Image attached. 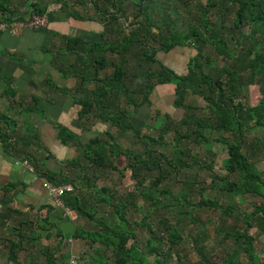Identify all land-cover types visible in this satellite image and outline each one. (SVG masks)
I'll use <instances>...</instances> for the list:
<instances>
[{"label": "trees", "instance_id": "1", "mask_svg": "<svg viewBox=\"0 0 264 264\" xmlns=\"http://www.w3.org/2000/svg\"><path fill=\"white\" fill-rule=\"evenodd\" d=\"M125 1L26 0L25 12L16 14L12 8L14 0H0L2 21L48 15L49 3L57 2L69 8L76 18H79L77 7L84 11L93 8L94 15L89 13L84 19L98 17L104 25L101 41L64 36V52L53 56L58 71L79 78L76 87L79 118L94 116L118 130L117 134L106 130L82 144L85 165L81 158L71 161L81 165H78L82 169L79 179L83 180L84 188L77 189L70 182L75 189L63 196L64 202L78 213V218L89 219L94 228L87 230L77 223L74 232L68 235L98 243L90 264H185L187 250L183 245L187 229L198 256L190 264H264L254 246L256 237L264 234V174L257 167V162L264 161V138L259 135L264 130V0H138L132 5V14H128L129 4ZM175 3L184 8L177 10L173 7ZM171 10L176 12L171 15ZM173 48L195 51L190 56L187 73H176L158 57L160 51L169 52ZM67 53L74 55L73 61ZM89 68L92 73H88ZM103 70L104 75L100 74ZM87 81L101 84L94 87L85 84ZM256 82L261 83V99L256 105L245 103L240 91ZM159 83L175 85L172 106L178 109L179 118H174L169 110L163 113L158 110V134L152 136L134 126L132 112L123 108L122 103L133 106V111L151 105L150 96ZM189 95L201 97L204 105L187 101ZM167 134H172L169 141L165 140ZM118 136L129 137L138 147H123ZM248 136L253 141L246 149ZM63 139L65 143L71 140L80 144L66 131ZM212 141L226 145L219 163L224 172L215 169L217 154L208 151L202 158L191 146ZM169 145L173 146L171 151L159 150V146ZM258 153L261 156L255 157ZM191 168L205 174L209 182L203 185L199 184L201 177H179ZM114 170L122 177L128 171L127 187L97 184V177ZM41 175L55 183L69 182L56 181L52 172ZM174 182L180 183L177 193L170 191ZM208 188L214 196H205ZM248 197L251 203L244 211L229 205L231 199L244 202ZM145 201L164 211L156 214V222L148 221L155 211L152 209L131 223L129 209L141 212V203ZM99 203L106 205L96 208L94 205ZM107 206L112 209L106 210ZM172 207L178 208L173 215L167 212ZM12 211L7 208L0 217V233L8 229L10 219L18 223L9 229L18 239L5 244L8 251L18 258L19 251L26 249L21 243L24 239L35 241L47 231L46 236L59 238L52 250L49 246L44 248L47 260L60 264L53 257L64 237L58 221L49 223L45 217L37 222L40 228L36 230L33 220L16 219ZM209 211L233 218L230 230L214 224L216 234L223 231L224 238L233 239L236 247L232 250L219 251L217 246L203 244L208 237L205 228L214 221L212 214L203 219L200 213ZM141 227L150 231L144 246L137 243V230ZM253 227H257L255 233L250 232ZM164 245L166 249L162 248ZM151 255L153 261L149 259ZM26 260L28 264H36L33 256Z\"/></svg>", "mask_w": 264, "mask_h": 264}, {"label": "crops", "instance_id": "2", "mask_svg": "<svg viewBox=\"0 0 264 264\" xmlns=\"http://www.w3.org/2000/svg\"><path fill=\"white\" fill-rule=\"evenodd\" d=\"M61 6L49 3V22L43 29L24 28L19 34L0 33V217L11 207L18 218L37 214L40 215L37 222H42L45 217L49 222L56 219L59 224L67 220L59 212L61 210L54 207L53 198L43 185L41 172H52L56 181L74 182L77 189L84 188L79 179V164L71 161L84 158L82 144L109 130L107 122L94 116L79 118L80 107L76 103L79 78L63 75L53 64L54 57L64 52V36L99 42L104 25L98 17L84 19L86 15L78 11L79 18H76L69 8ZM12 8L16 14H23L26 0H14ZM161 53L171 56L168 65L179 74L188 72L191 56L188 48L160 51V59ZM67 54L73 61L74 55ZM92 72L89 68L88 73ZM174 86L173 83L155 86L151 101L156 92L164 95L161 101L151 105L155 113L167 110L164 106L168 102L164 101L173 100ZM171 107L170 113L179 118L178 109ZM131 121L141 129L143 105L132 112ZM65 131L80 144L71 140L65 143ZM25 160L33 169L25 164ZM13 219L9 221L13 222Z\"/></svg>", "mask_w": 264, "mask_h": 264}, {"label": "rangeland", "instance_id": "3", "mask_svg": "<svg viewBox=\"0 0 264 264\" xmlns=\"http://www.w3.org/2000/svg\"><path fill=\"white\" fill-rule=\"evenodd\" d=\"M70 1L72 2L73 0H70ZM137 1L138 0H126L125 1L127 4H129L128 8H127L128 14H132L134 12V8H133L132 5L135 4ZM98 3H100V1H98ZM173 7L177 8V10L178 9L182 10V8H184L182 5H180L178 3H175ZM76 10L78 12H80V14H83V15H88L89 13H92L94 11L93 8H89L88 11H84L80 7H77ZM175 12L176 11L171 10V15H173ZM128 19L132 20V16L129 15ZM230 23L231 22H229V24ZM125 25H126V23H125ZM245 30L248 31L249 28L245 27ZM192 53L195 54V51L190 52V50H189V54L191 55ZM161 58L166 63L165 65L170 67L168 65V62L170 61L171 56L166 55V53H161ZM173 59H174V57L172 58V61H173ZM170 68H172V67H170ZM205 69H206V67H205ZM110 71H112V70H110ZM105 72H106V70H103L101 72L102 75H104ZM175 72L179 74V72H177V71H175ZM85 84L91 85V86H94L96 84L95 86H97V85H100L101 83H99V81L97 83L95 81H87ZM161 89L162 88H159V91H161ZM261 90H262L261 89V83L256 82V83L249 84L247 86V89H245L244 92L240 91V93L242 95V97H241L242 101H244L245 103H249L251 105L258 104L259 100L261 99ZM152 96L153 95L151 94L150 97H152ZM161 96H162V93L160 94L159 92L158 93L156 92L155 95H154V101H151L152 104L157 102L160 98L164 97V95L162 97ZM161 100L162 99H160V101ZM187 101H193L198 106L204 105V101H203V99L201 97L199 98V97H195L193 95H189L187 97ZM164 102H168L167 106H164V109L172 111L171 110L172 109V107H171L172 100L171 99H166ZM151 105H143V125L141 126V131L143 133L150 134L152 136H157L158 129H157L156 126H158L159 122H156V121L160 120V118H158L157 114L153 111V109L151 108ZM122 107L125 108L126 110H128L129 112H133V110H134L133 106H131V105L127 104V103H124V102L122 103ZM138 109H140V107ZM109 129H110V131L114 132V134L118 133V130H117L116 127H109ZM129 134H131V132H129ZM259 135L262 138H264V130H260L259 131ZM171 136H172V134H167L165 136V140L169 141ZM117 140L119 141V143L123 147H128L129 146L131 148H134L135 145H136L133 142H130V138L129 137H122V136L120 137V136H118ZM131 141H132V137H131ZM252 141H253L252 140V136H248V139H246V142H247L246 146H245L246 149H248L251 146ZM263 145H261V146H263ZM191 146L194 147V149L196 150L197 156H200L202 158L204 157V153H209L208 151L212 152L213 154H217L216 155V161L214 162L215 169H217V171H219V172H224V170H222L220 168L219 163L222 162L221 153H224V151L226 150V145L225 144H223L222 142H219V141H212L211 143H209L207 145L203 144L202 146H199L198 144L194 145V143H192ZM171 149H173L172 145H169L167 147L159 146V150H166L167 152H169V151H171ZM259 155L261 156V154L258 153L255 157H259ZM120 160H121L122 163L124 162L123 158H121ZM84 161L87 162L85 159H84ZM85 162H83L82 165H85L86 164ZM257 167H258V170L262 171L263 174H264V161L263 162H259V163L257 162ZM80 168H82V167H80ZM80 170H82V169H80ZM184 173L185 174H181L179 177L184 178V177L187 176V177H189L191 179L201 177V179L198 178L199 179V184H203V185H206L209 182V179L207 178V176L205 174L199 172V170H197L196 168L188 169V170L184 171ZM83 177H84V173H83L81 178H83ZM126 177H129L128 171L125 172V176L122 177L118 171L114 170V171L103 173L102 175L97 177L96 182H97L98 185L103 183V184H106L108 186H115V187H119V188L122 187L123 188L126 184H128V181H129ZM234 178H235V175L232 176V179H234ZM121 179H122V181H121ZM203 179H205V180H203ZM81 181H83V180L81 179ZM179 186H180V183H178V184L176 182L172 183V186L170 187V191L172 193H177V189H178ZM125 187H127V186H125ZM90 190L93 193L95 192L93 189H90ZM84 191H86V190H84ZM96 195H97V192H95V196ZM205 196H210V197L214 196L213 190L208 188L207 191L205 192ZM196 198H198V196H196ZM249 199H251V198L248 197L247 198L248 201H244V202H238L236 199H233V200L231 199V202L229 203V205L236 207V209H238L240 211H244L245 209H248V207H249V206H247V204L251 203V202H249ZM229 201L230 200L228 199L226 202L228 203ZM105 205H106L105 203H99V204H96L94 206L97 208V207H102V206H105ZM105 208L108 211H109V209L110 210L112 209L111 206H109V207L107 206ZM152 209L155 210L154 213H153L154 215L152 214L151 216H149L148 217V221L153 223V221H155L154 219L156 217V214H158V213L162 214V212L164 210H161V209L157 210L155 208V206L150 205L146 201L141 203V207H140V211L141 212L136 211L134 209H129L128 218L131 220V223H133V221L135 219L140 220L142 214L143 215L144 214H149V212H151ZM177 209L178 208L172 207V208L168 209L167 212L170 213L171 215H173L177 211ZM88 210L90 212H92L91 209H88ZM59 212L61 213V211H59ZM200 214L202 215L203 219H205L207 216L212 214V218H213V221H214V223L207 225L206 228H205V231L208 233L207 239H205V241H203V244L205 246H208V247L217 246L219 251L221 250V248L232 250L234 247H236L234 245V243H233V239L232 238H224L223 237V235H224L223 231L218 232L217 234L214 231V224L215 225H218V224L221 225L222 224V227L224 228V230L232 229L231 226L234 223V221L232 220L233 218H230L227 215L220 214L219 211H216V212L209 211L207 213L206 212H201ZM39 216L40 215L32 214L30 217L26 218V219L33 220V222L35 223L33 228L36 229V230L40 228V226H38V224H37V220H38ZM16 218H18V217H16ZM23 219H25V216L23 217ZM76 220H77L78 226L82 225L87 230L94 228V225L91 222H89L90 220L87 219L86 217H84V218L79 217ZM49 223H51V221ZM47 225H49V224L47 223ZM14 226H18V223L16 224V223H14L12 221H9L8 222V229H4L3 232L0 233V264H17L16 262L18 260H19V264H28V261L26 260V258H28L29 256H33L36 264H55V263L48 262L47 256H46V254L44 252V248L49 246V248L52 250L54 248V245L56 244V242H57V240L59 238H56L54 235L53 236H49V237L46 236L45 233L47 231H43L41 237L39 239L35 240V241H27V238L24 239L21 243L23 244V246L26 249L19 251V253H18L19 256L16 259V261H14V262L13 261H9V258L11 256L12 252L8 253L9 251H8V248L5 247V244H9L11 239H14V240L18 239L16 234L14 232H12L11 230H9L11 228L13 229ZM48 227L49 226H47V228ZM188 230L189 229L185 230V232H184L185 241H184V245L183 246L187 250V257L183 258V261H184L185 264H190L193 260H197L198 259L196 250L192 247L193 245L191 244V238L189 236L191 231H188ZM256 230H257V227H253V228L250 229V232L251 233H255ZM25 231H26V235L30 234V229L27 228V229H25ZM137 233H138L137 243L140 246H144L147 238L150 236V231L148 230V228H145V227L142 228L141 227V228H139L137 230ZM63 234H64V237H63L61 245H60V250L57 251L54 254L53 257L55 259H57V261L60 264H70V258H71L72 254H73L74 256L79 258V264H90V260L95 256V247L98 246V243H95L94 241L93 242H88V238H86V239H84V238H74L73 236H69L68 234H65V233H63ZM68 238H71V241H69ZM132 241L133 240H131V242ZM254 246H255V251L259 255V258L264 263V234L261 235V236L256 237V239L254 241ZM166 247H167V245H164V247H162V248L166 249ZM242 257H243L244 260H246L245 256H242ZM149 259L151 261H153L154 255H151L149 257ZM223 264H226V263H223Z\"/></svg>", "mask_w": 264, "mask_h": 264}, {"label": "built area", "instance_id": "4", "mask_svg": "<svg viewBox=\"0 0 264 264\" xmlns=\"http://www.w3.org/2000/svg\"><path fill=\"white\" fill-rule=\"evenodd\" d=\"M48 22L47 14L34 15L26 20H13L11 22L0 20V33L10 32L12 34H19L24 28L39 29L47 26ZM24 162L28 167L33 169V166L29 164L27 160ZM42 182L45 188L49 191L50 196L53 198V205L61 210L63 217L75 221L78 218L77 212L67 206L63 199L65 194L75 189L74 185L71 183H55L46 177L42 178ZM68 240L71 241V238H68ZM70 264H79V258L72 254Z\"/></svg>", "mask_w": 264, "mask_h": 264}, {"label": "water", "instance_id": "5", "mask_svg": "<svg viewBox=\"0 0 264 264\" xmlns=\"http://www.w3.org/2000/svg\"><path fill=\"white\" fill-rule=\"evenodd\" d=\"M60 227H61L62 232L65 234L73 233L75 230V222L72 220H64L63 222H61ZM9 259L11 261H16L17 257L14 254V252H12Z\"/></svg>", "mask_w": 264, "mask_h": 264}, {"label": "clouds", "instance_id": "6", "mask_svg": "<svg viewBox=\"0 0 264 264\" xmlns=\"http://www.w3.org/2000/svg\"><path fill=\"white\" fill-rule=\"evenodd\" d=\"M53 3H55V4H57V6L58 7H60L61 6V3H57V2H53ZM52 6H54V4H52ZM1 121V120H0ZM1 125V124H0ZM28 161V160H27ZM35 167V166H34ZM43 177H45V176H43ZM42 177V178H43ZM68 183H70V182H68ZM72 184V183H71ZM55 207V206H54ZM78 214V213H77ZM68 220V219H67ZM74 222H76V221H74Z\"/></svg>", "mask_w": 264, "mask_h": 264}]
</instances>
